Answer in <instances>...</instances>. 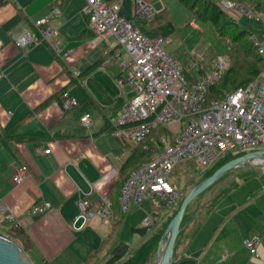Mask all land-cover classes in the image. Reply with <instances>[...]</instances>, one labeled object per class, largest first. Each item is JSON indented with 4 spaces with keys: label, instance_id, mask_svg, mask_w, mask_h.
<instances>
[{
    "label": "crops",
    "instance_id": "1",
    "mask_svg": "<svg viewBox=\"0 0 264 264\" xmlns=\"http://www.w3.org/2000/svg\"><path fill=\"white\" fill-rule=\"evenodd\" d=\"M126 1L124 10L133 18L126 11ZM146 1L155 7V0ZM53 4L54 0H0V71L4 72L0 79V201L16 215L43 263L81 264L116 227L113 245L95 264H123L137 254L147 264L155 256L159 231L171 214L163 211L161 201L146 200L149 206H141L138 216H131L135 207L140 208L133 205L126 214L121 212L116 226L114 216L107 222L95 218L81 231L70 227L81 198L98 201L108 195L112 201L132 153L129 143L113 134L114 122L134 90L128 81L119 83L121 75L126 78L120 61L127 55L115 35L103 37L90 28L86 0H62L59 14L52 13ZM163 4V8L155 7L158 13L166 7ZM41 17L55 28L57 46L63 52L72 50L66 59L45 42L17 44L16 38ZM117 50L121 58L110 59ZM71 67L81 72L80 78ZM64 89L79 100L76 109L67 111L62 106L59 93ZM85 113L91 114L87 125L80 122ZM7 132L31 139L13 144ZM22 166L30 173L16 184L13 175ZM252 166L233 169L189 206L185 217L187 221L195 218L178 236L174 264H264V169ZM209 200L212 204H207ZM42 204L50 208L34 214L33 209ZM148 214L154 218L151 227L143 225ZM148 230L150 244L140 254L139 243L145 241L141 233ZM126 232L128 238L123 236ZM251 237L258 240L256 255L245 244Z\"/></svg>",
    "mask_w": 264,
    "mask_h": 264
},
{
    "label": "built area",
    "instance_id": "2",
    "mask_svg": "<svg viewBox=\"0 0 264 264\" xmlns=\"http://www.w3.org/2000/svg\"><path fill=\"white\" fill-rule=\"evenodd\" d=\"M62 0H54L52 13L59 14ZM126 0H116L109 4L104 0H88L85 9L89 13L90 27L99 35H115L120 50L128 56L120 61L126 78L119 77V83L128 81L134 94L122 106L121 113L114 122L113 134L127 143L143 142L155 127L162 125L177 135L176 142L164 148L154 159L134 170L124 182L120 195L121 212L127 213L132 207L140 206L148 199H158L167 206L176 207L182 194L169 180L176 166L186 161L194 163L206 171L222 156L229 152L239 153L264 148V67L251 82L234 91L225 92L223 99H211L205 103L208 88L222 79L230 68L229 55L218 56L213 67H202L198 78L190 71L191 79L182 75V67L162 46L163 37L149 38L134 25V19L155 17L158 11L145 5L143 0H135L134 18L124 14ZM219 6L237 17L247 16L260 20L264 25V14L258 15L244 4L232 0H217ZM264 38V32H263ZM254 45L264 63V41L252 36ZM19 46L45 42L58 56L68 57L72 50L57 46L55 28L47 18L34 21L17 38ZM113 52L110 59L119 60L121 51ZM75 77L81 72L71 67ZM4 72L0 71V79ZM65 110H74L79 100L65 91L61 96ZM91 114L85 113L80 122L90 123ZM46 149L45 153H50ZM27 166L17 169L13 181L21 184L29 175ZM50 208L42 204L33 209L34 214H42ZM111 221L114 218L112 201L108 195L98 201L83 197L78 201V213L71 221L74 231H81L95 218ZM0 219L21 226L10 207L0 201ZM154 223L148 214L143 221L145 227ZM251 253H257V238L245 242Z\"/></svg>",
    "mask_w": 264,
    "mask_h": 264
},
{
    "label": "trees",
    "instance_id": "3",
    "mask_svg": "<svg viewBox=\"0 0 264 264\" xmlns=\"http://www.w3.org/2000/svg\"><path fill=\"white\" fill-rule=\"evenodd\" d=\"M185 3L199 18L208 20L213 23L216 32L220 37H227L230 40L229 56L231 57L230 68L223 74L222 79L216 84L208 88L205 103L211 99H223L225 92L234 91L235 89L248 84L254 80L263 70V59L258 52V48L254 45L252 36L253 34L245 28H242L238 21V17L230 14L226 10L222 9L217 0H180ZM244 4L246 7L252 9L256 14H264V0H232ZM172 19V15L168 8L160 11L158 15L150 20V25L156 27L163 23H167ZM115 52V51H114ZM214 62L209 64L208 67H213ZM82 75V74H81ZM80 75V77H81ZM78 77V78H80ZM65 89L60 91L59 95H63ZM48 102V101H47ZM47 102L43 103L35 109L32 113L38 112ZM69 111V110H67ZM7 138L14 144L17 142H23L30 140V136H13L10 132H7ZM41 137V136H37ZM177 135L170 132L166 127L159 125L151 130L147 138L140 143L130 144L132 153L124 164L122 169L121 178L114 187L112 194L114 216L116 219L115 226L119 224L122 213L120 209L119 195L124 182L129 178L131 173L138 169L143 164L157 157L160 152L170 144L176 142ZM242 154H234L229 152L222 156L214 165H212L206 171L201 172L202 178H200L194 185L202 181L204 178L213 174L215 170L224 165L226 162L240 156ZM197 168V167H196ZM198 169V168H197ZM193 185V186H194ZM189 192V190H188ZM187 192V193H188ZM186 193V194H187ZM183 195L180 203L172 208V212L167 220L164 222L160 229V238L162 237L169 222L177 213L180 205L185 197ZM162 202V201H161ZM164 203V202H162ZM165 204V203H164ZM118 205V207H117ZM188 217H185V222ZM5 227L9 234L18 241L22 247L26 250L35 264L34 257L42 262L43 257L39 255L38 250L35 248L31 239L28 237L25 230L20 226H15L12 222H0V228ZM2 230V229H1ZM117 231L116 227L111 234L104 240V242L95 250H93L86 261L81 264H95L99 259L110 250L116 239ZM41 264V263H40ZM42 264H50L43 263Z\"/></svg>",
    "mask_w": 264,
    "mask_h": 264
},
{
    "label": "rangeland",
    "instance_id": "4",
    "mask_svg": "<svg viewBox=\"0 0 264 264\" xmlns=\"http://www.w3.org/2000/svg\"><path fill=\"white\" fill-rule=\"evenodd\" d=\"M104 1L109 4H112L116 0H110V1L104 0ZM143 2L145 3V5L153 6L150 2L146 0H143ZM154 2L156 3L155 5L156 9L163 8L164 5L163 2H164L166 5L165 8H168L172 15V19L169 22L163 23L156 27H153L149 24L150 20L153 19L154 17H147L144 19H140L139 21L137 19H134V25L139 31H141L144 35L148 36L149 38H155L157 36L163 37V41H162L163 48L168 53H170L175 60L178 61V63L182 67V75L185 78H187L188 80L191 79L190 71H192L194 75L198 78V75L202 72L201 69L203 66L205 67L209 66V64L214 62L218 56L229 55L228 53L230 50V40L227 37H220L219 34L216 32L212 22L199 18L185 3L181 2L180 0H155ZM87 6H88V0H86L85 9L87 8ZM133 6L135 8V0L126 1V11L129 15L131 13H133L134 15ZM124 14L127 16L126 12H124ZM238 21L241 24L242 28L248 29L253 35H257L262 41H264L263 38L264 25L260 20L251 19L248 18L247 16H242V17H238ZM89 26H90V19H89ZM127 59L128 58H125L122 61H126ZM244 153H246V151L234 153V154H244ZM182 164L183 165L179 164L174 168L169 178L171 179V183L179 191L183 192V194H186L188 190H190L193 187L195 182H197L200 178H202V173L200 169H197L194 163L192 162L186 161L185 163ZM254 166L257 167L258 169H264L263 165L261 164H254L252 167ZM241 168L243 167H239L236 169H241ZM172 178L175 179V181H172ZM226 195H224L223 197H225ZM150 201L158 202L160 200L152 198L150 199ZM219 201L223 202V198L220 199ZM209 202L210 200L207 202V204ZM216 203L217 202H215L214 204ZM201 204L203 206L204 198ZM201 204L199 203L196 205L201 206ZM209 204H212V201ZM147 205L149 206V201H144L140 206H137L140 208H136L134 206L135 208L131 216L134 215L138 216V213L141 212V206L144 207ZM159 205L162 207L163 211H166L167 213L172 212L173 206L170 205L167 206L162 202H159ZM209 208L210 207L207 206L205 209L208 210ZM147 211L151 212L152 210L151 209L148 210L147 207ZM0 231L11 236L8 230L5 229V227H1ZM141 234H140L141 236L145 237V241L139 243L140 246H142L139 252L149 247L150 244L149 237L152 236L150 230ZM129 235H130L129 232L123 233L124 238H128L127 236ZM133 244L136 245L137 243L134 242ZM137 248L138 246H136L131 253L133 254L137 250ZM34 259L37 264H40V261L36 257H34ZM143 260L144 259L140 258L137 254V256H133L129 261L125 262L124 260L122 263L142 264Z\"/></svg>",
    "mask_w": 264,
    "mask_h": 264
},
{
    "label": "water",
    "instance_id": "5",
    "mask_svg": "<svg viewBox=\"0 0 264 264\" xmlns=\"http://www.w3.org/2000/svg\"><path fill=\"white\" fill-rule=\"evenodd\" d=\"M254 164H261L264 167V149L249 151L237 156L215 170L212 175L194 185L185 195L180 208L166 227L153 260L148 261L147 264H174L176 261L175 246L178 236L195 218L193 215L183 224L189 206L199 195L228 175L233 169L242 165ZM0 264L35 263L19 242L0 231Z\"/></svg>",
    "mask_w": 264,
    "mask_h": 264
},
{
    "label": "bare ground",
    "instance_id": "6",
    "mask_svg": "<svg viewBox=\"0 0 264 264\" xmlns=\"http://www.w3.org/2000/svg\"><path fill=\"white\" fill-rule=\"evenodd\" d=\"M263 149H264V148H263ZM125 214H126V213H125ZM85 228H86V227H85ZM85 228H84V229H85Z\"/></svg>",
    "mask_w": 264,
    "mask_h": 264
}]
</instances>
